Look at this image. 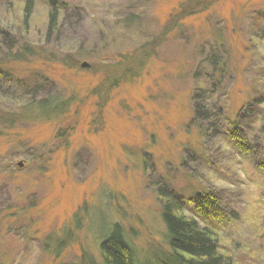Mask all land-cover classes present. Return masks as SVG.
<instances>
[{
    "label": "rangeland",
    "instance_id": "rangeland-1",
    "mask_svg": "<svg viewBox=\"0 0 264 264\" xmlns=\"http://www.w3.org/2000/svg\"><path fill=\"white\" fill-rule=\"evenodd\" d=\"M59 1L55 41L72 67L43 77L17 64L23 92L10 85L1 102L19 115L0 138V264L100 261L115 225L148 264L167 250L165 190L202 227L193 200L215 195L230 264H264V0ZM13 2L0 0V16L17 34ZM47 12L40 0L22 48L40 51ZM10 41L0 39L3 55ZM38 90L61 112L25 122L29 101L14 99Z\"/></svg>",
    "mask_w": 264,
    "mask_h": 264
},
{
    "label": "trees",
    "instance_id": "trees-1",
    "mask_svg": "<svg viewBox=\"0 0 264 264\" xmlns=\"http://www.w3.org/2000/svg\"><path fill=\"white\" fill-rule=\"evenodd\" d=\"M22 1L20 0L19 7L22 10L18 12V18L10 21V24L19 25V32L16 30L17 34L9 32L5 16L4 18L0 16V39H11L12 44L7 55L6 52L4 55L0 52V138L6 131L13 128L19 115L13 105L6 106V108L5 105L1 107V102H6L11 98L9 94L12 91L8 87L20 85L15 71L17 64H38L39 67L35 66L40 69L39 75L43 74V77H46L45 70L52 64L58 63L65 68H67L66 66L72 67L71 64H67L64 54L62 57L60 56L62 54L61 47H57L58 41H55L57 37L62 36L61 32L67 13L65 4L59 0H42L48 8L47 26L46 36L42 37L41 43L43 44L38 52L34 45L30 44L22 48L18 42L19 39L27 40V35L32 32V21L40 0ZM202 1L208 3L209 0H200L199 4ZM9 7H15L13 0H10ZM38 38L40 39V37ZM0 44L3 43L0 42ZM51 47H55L54 50H51ZM55 56L59 58H55ZM19 89V92H23L21 85ZM40 93L39 90L35 93H21L14 99L29 101L25 105L26 117L24 116L23 121L42 122L46 117L48 120L54 113L61 112L62 106L56 102L53 103L56 99L41 100L38 97ZM209 97L210 95H206L205 92L197 93L194 96L196 118L205 119L207 117L203 108L209 105ZM259 121L264 126V113L260 115ZM164 192L165 194H161L165 199L162 216L167 230V250L164 254L161 252L160 256L148 264H230L231 259L222 252L219 244V231H215L213 228L215 225L217 229L216 225L222 226L220 223L228 221L219 199L211 193H201L194 198L193 203L199 217L209 224L208 227H202L195 218L184 214L183 206L173 194L169 196L166 190ZM83 261L84 264H136V257L134 249L125 239L122 227L115 225L111 235L101 243V260L97 261L88 255L83 257Z\"/></svg>",
    "mask_w": 264,
    "mask_h": 264
},
{
    "label": "water",
    "instance_id": "water-1",
    "mask_svg": "<svg viewBox=\"0 0 264 264\" xmlns=\"http://www.w3.org/2000/svg\"><path fill=\"white\" fill-rule=\"evenodd\" d=\"M82 67H83V68H86V67H89V65L86 64V63H83V64H82ZM20 166H22V164H20Z\"/></svg>",
    "mask_w": 264,
    "mask_h": 264
}]
</instances>
